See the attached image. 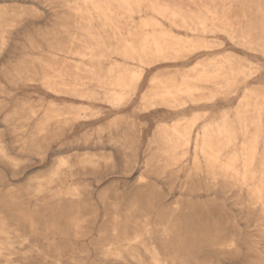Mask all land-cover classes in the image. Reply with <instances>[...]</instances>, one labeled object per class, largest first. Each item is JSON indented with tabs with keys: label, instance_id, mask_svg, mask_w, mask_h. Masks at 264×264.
<instances>
[{
	"label": "rangeland",
	"instance_id": "rangeland-1",
	"mask_svg": "<svg viewBox=\"0 0 264 264\" xmlns=\"http://www.w3.org/2000/svg\"><path fill=\"white\" fill-rule=\"evenodd\" d=\"M161 1L189 8L216 6L210 0ZM246 1L235 0L225 16L242 20ZM77 7L74 0H0V142L14 159L0 158V241L13 242V250L7 245L0 250V264H138L127 253L126 261L104 254L128 244L147 263L144 245L160 249L165 264H264V204L254 194L264 181V54L235 44L225 34L206 35L221 46L147 69L137 94L115 108L78 97L71 87L87 90L96 82L94 73L106 76L114 64H133L115 54L109 59L108 51L120 47L117 38L131 39L130 32H140L139 23L148 14H112L123 36L111 26L107 35L103 21L79 14ZM174 31L194 37L184 29ZM89 51L106 57L84 58ZM222 59L233 62L228 67L244 66L247 77L220 86L217 100L184 111L160 106L138 110L153 76L180 78L198 61ZM63 73L68 74L63 81L69 89H48L46 76ZM245 100L247 127L238 119ZM69 105L90 106L93 113L68 115L60 120L63 125L56 119L44 122L48 113L65 111ZM175 123L181 130L188 127L176 159L154 143L158 128ZM221 126L229 127L237 140L225 150L224 160L237 154L238 169L248 140L256 136L257 158L247 180L231 181L223 172L218 179L204 161L203 131H221ZM39 186L44 191L38 192ZM72 186L82 193L75 202L64 194ZM262 192L264 196V186ZM136 232L143 235L141 241L134 240Z\"/></svg>",
	"mask_w": 264,
	"mask_h": 264
},
{
	"label": "bare ground",
	"instance_id": "bare-ground-1",
	"mask_svg": "<svg viewBox=\"0 0 264 264\" xmlns=\"http://www.w3.org/2000/svg\"><path fill=\"white\" fill-rule=\"evenodd\" d=\"M210 1L211 3L216 4V6L203 5L202 7H198V8H189L184 6L172 5L170 3L162 2L161 0H109V1L74 0V3L78 6L76 11L79 14H83V15L87 14V17L90 16L97 18L100 21H103L102 28L104 30V33L107 35H108V32L106 30L107 26H111L112 28H114V33L116 35L119 36L123 34V33L121 34L120 32L121 27L114 24L111 17L112 14H117V15L121 14L125 17L132 18L133 15L139 14L144 11L148 15L146 17H143L139 23V27L141 29L140 32H134V33L130 32L129 35L131 36V39H123L124 36L122 35L123 36L122 39L117 38L118 39L117 43L118 45L120 44V47L115 49L110 48L108 51V53L109 52L111 53L109 54L110 55L109 59L112 57L111 56L112 54H115L120 56L123 60L131 61L133 64H128V63L114 64L112 67H110L108 73L106 72L107 73V75L105 74L106 76H101L99 74L94 73L93 79H95L96 82H94L95 84L92 83L93 85H91V87H89L87 90L79 88L80 85L78 86L75 84V86L71 87V91L73 92L74 95L78 97L85 98L91 101L108 103L113 105L115 108H119L123 106L126 100L131 98L133 95H136L137 92L140 90L147 69H153L156 66L164 63L177 62L202 49L208 50L215 46L218 47L221 46V43L217 41V39L205 38L204 36L206 35L216 36L219 34L221 35L225 34L235 44L244 46L249 50L264 54V38L258 37L262 34L264 35V0H247L245 5L241 8L243 15H242V20L239 21H235L234 18L232 17L225 16L226 12L231 10V7L233 6L235 0H210ZM114 3L117 4L116 8L113 6ZM88 5H90L91 7L85 9L84 7ZM162 20H164L168 25L163 23ZM174 29H184L189 33L193 34L194 37H191L189 35L177 34L175 33ZM134 31L136 30L134 29ZM83 57L94 58L97 61H100L106 56L104 55L95 56V54L89 51V52H85ZM230 59H225L224 61L222 59L220 61H210V62L198 61L189 70L180 73L181 74L179 75L180 78L174 76L175 74L174 75L164 74V75L153 76L150 81V87L148 91L145 92L141 98V102L138 106V110H148L151 107L153 108L155 106H160L162 108H166L171 111H184L187 108H189L192 104H197L204 100L207 102H213L217 100L221 95V92H219V88H221L220 86L224 84L226 87H228L231 83L234 84V82L240 81V78L245 77L247 73L244 66H243L244 69L243 68L237 69L233 66L228 67V65L233 63L231 62L232 59L231 60ZM77 66L80 67V65ZM66 75L68 74L63 73L60 74L59 76H56V74L54 75L48 74L44 79L45 85L47 86L48 89L52 90L53 92L62 93L57 89L60 87H65L69 89V86L65 83V81H63ZM249 75H251V73ZM106 77H107L106 80L107 84L103 83L106 84L105 86H103L101 85V83L102 80ZM90 80L92 81V79ZM202 84H206L207 86H212V87L210 88L204 87L202 86ZM240 107H241L239 109L240 111H238L239 112L238 119H240V122L244 124L245 127H247L246 123H247V117H248L247 114L249 108L248 101L245 100L242 103V105H240ZM257 109L258 108L254 110ZM80 111H88V113L89 112L93 113V109L90 106L74 107L69 105V107L65 109V111L61 110L60 112L53 114L48 113V115H46V121L44 122L48 123L50 122V120H55V119L60 121L66 118V116L68 115L73 118H77L79 114L78 112ZM65 120L68 121V119ZM178 122L180 123V121ZM255 122L257 121L255 120ZM176 123L174 125H172L173 123L171 125L164 124L163 126L158 128L154 140L155 141L154 143L159 142L162 144L163 146L162 153L164 155L171 156L175 159L177 158L176 151L181 147L182 145L181 141H183L186 138L187 135L186 133L188 130V127L185 130H181L179 128V124ZM63 124L64 123H62V125ZM193 125L194 124L192 123L191 126ZM222 128L224 129L221 131H216L210 128H207L203 131L204 133L201 136L200 149L204 161L210 172L215 177H217L220 172H223L226 175V177H228L231 181L237 182L240 179L247 180L253 170V169L251 170V166L253 165L255 159L257 158L256 154H257V148L259 146H257L258 144L256 145L257 143L256 136L254 137L252 136L253 137L252 140L251 139L250 141L248 140L249 145L244 148V154L242 158V168L238 169L237 163L239 160L237 154H231V156H229L227 159L225 158L226 160H224L225 150H227V147L234 140H236V138L229 127H222ZM233 129L234 128H232V130ZM190 131L192 132V129H190ZM119 140H122V138H119ZM197 154L198 153H196V155ZM0 158L3 160L5 159V160L14 161V159H12L11 156L7 153L5 147L2 145L1 142H0ZM92 160L88 161V164L93 163ZM108 162L109 160H107L106 163ZM68 164H69L68 161L63 162V165L65 166ZM263 186H264V181L259 186L254 188V194L257 196V200L262 201L264 204V196L262 192ZM43 188H44L43 186H39L38 192H41ZM64 194L67 195L66 197H68V199L71 202H75V200L77 198L79 199V197L82 195L80 188H78L77 186H72V188H70ZM3 221L4 219L0 217V222L2 223ZM142 237L143 235H141L139 232H136L135 239L134 238L133 239L136 241H141ZM26 241L28 242V240ZM6 245L9 249L13 250L12 248L13 242L10 239H8L7 241H2V240L0 241V248H1L0 250H4ZM128 246L129 244L125 246L124 250L123 249L121 250L119 248L108 249L104 254L106 256L112 255L126 261L124 253H127L131 257L130 259L135 260L138 264H165V259L162 258L161 253L159 251L160 249H158L154 245H144V251L149 255L150 263H147L141 255L131 251Z\"/></svg>",
	"mask_w": 264,
	"mask_h": 264
}]
</instances>
